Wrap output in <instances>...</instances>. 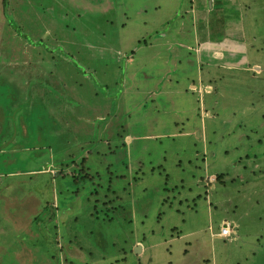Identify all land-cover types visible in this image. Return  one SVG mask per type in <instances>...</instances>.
Here are the masks:
<instances>
[{
  "label": "rangeland",
  "instance_id": "rangeland-1",
  "mask_svg": "<svg viewBox=\"0 0 264 264\" xmlns=\"http://www.w3.org/2000/svg\"><path fill=\"white\" fill-rule=\"evenodd\" d=\"M0 264H264V0H0Z\"/></svg>",
  "mask_w": 264,
  "mask_h": 264
},
{
  "label": "built area",
  "instance_id": "built-area-1",
  "mask_svg": "<svg viewBox=\"0 0 264 264\" xmlns=\"http://www.w3.org/2000/svg\"><path fill=\"white\" fill-rule=\"evenodd\" d=\"M235 229L234 222L230 219H223L220 223L219 230L217 232H212L211 236L213 238L222 237V238H230L235 237Z\"/></svg>",
  "mask_w": 264,
  "mask_h": 264
},
{
  "label": "trees",
  "instance_id": "trees-1",
  "mask_svg": "<svg viewBox=\"0 0 264 264\" xmlns=\"http://www.w3.org/2000/svg\"><path fill=\"white\" fill-rule=\"evenodd\" d=\"M42 42H43V40L41 39V40H38V44H42Z\"/></svg>",
  "mask_w": 264,
  "mask_h": 264
},
{
  "label": "crops",
  "instance_id": "crops-1",
  "mask_svg": "<svg viewBox=\"0 0 264 264\" xmlns=\"http://www.w3.org/2000/svg\"><path fill=\"white\" fill-rule=\"evenodd\" d=\"M212 177H215L214 175H212ZM215 180V179H214Z\"/></svg>",
  "mask_w": 264,
  "mask_h": 264
}]
</instances>
